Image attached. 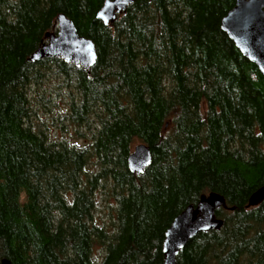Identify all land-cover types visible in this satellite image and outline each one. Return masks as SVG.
Returning a JSON list of instances; mask_svg holds the SVG:
<instances>
[{
    "label": "trees",
    "instance_id": "obj_1",
    "mask_svg": "<svg viewBox=\"0 0 264 264\" xmlns=\"http://www.w3.org/2000/svg\"><path fill=\"white\" fill-rule=\"evenodd\" d=\"M104 2L0 0V262L164 264L174 219L218 192L236 209L217 210L222 229L193 238L179 264H264V201L247 207L264 185V76L222 27L236 0H134L113 26ZM62 13L96 45L90 73L30 59ZM53 68L87 146L32 123L30 87ZM136 140L153 156L141 174L128 168ZM109 185L111 226L95 219Z\"/></svg>",
    "mask_w": 264,
    "mask_h": 264
},
{
    "label": "water",
    "instance_id": "obj_2",
    "mask_svg": "<svg viewBox=\"0 0 264 264\" xmlns=\"http://www.w3.org/2000/svg\"><path fill=\"white\" fill-rule=\"evenodd\" d=\"M133 1L105 0L98 18L106 25L113 26ZM57 25V31L46 34V40L30 59L38 62L45 58H60L90 73L98 58L94 41L81 35L74 21L64 13L58 16ZM222 27L242 54L255 63L264 76V0H236L235 6L222 19ZM152 161L150 145L140 142L128 157V168L133 173L141 174ZM263 201L264 185L252 193L247 207L258 206ZM220 208L235 210L236 206H228L224 195L210 192L204 193L197 205L191 204L177 215L165 235L164 264H179L178 255L200 233L221 230L225 220L217 214ZM0 264L13 262L4 258Z\"/></svg>",
    "mask_w": 264,
    "mask_h": 264
},
{
    "label": "rangeland",
    "instance_id": "obj_3",
    "mask_svg": "<svg viewBox=\"0 0 264 264\" xmlns=\"http://www.w3.org/2000/svg\"><path fill=\"white\" fill-rule=\"evenodd\" d=\"M45 75L39 85H33L29 90L35 111L32 123L35 126L43 127L51 139L68 141L76 146H87L92 136L88 132L89 130L85 129V126L80 127L73 124L66 117L70 109L69 89L66 86V81L55 72L54 68L47 70ZM138 143L139 141L136 140L133 148ZM96 168V159L92 158L83 175L86 176ZM95 197L97 201L95 219L97 222L111 226L116 216L117 207L111 185L101 188ZM102 253L101 246H96V257L101 258Z\"/></svg>",
    "mask_w": 264,
    "mask_h": 264
}]
</instances>
